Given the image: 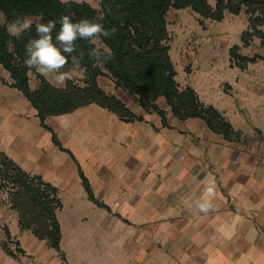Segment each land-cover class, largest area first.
<instances>
[{"label":"crops","instance_id":"obj_1","mask_svg":"<svg viewBox=\"0 0 264 264\" xmlns=\"http://www.w3.org/2000/svg\"><path fill=\"white\" fill-rule=\"evenodd\" d=\"M83 3L95 8L99 0ZM219 43L227 57L239 45ZM177 49L170 47L177 84L193 89L240 138L228 141L200 119L181 121L162 99L157 106L166 113L164 125L158 113L146 112L106 77L98 79L100 88L142 121H122L92 104L49 117L44 128L37 110L0 66V152L24 173L57 189L67 224L80 225L95 213L104 238L105 210L90 201L83 174L95 199L119 216L118 238L132 242L137 264H208L210 259L212 264H264V90L248 84L244 74V91L227 95L223 61L214 69L195 62L188 75ZM62 71L84 86V70ZM28 76L33 92L40 77L56 89L65 88L56 87L52 75L33 70ZM210 179L215 196L202 212L196 205L204 201ZM72 231L74 238L81 236L80 230Z\"/></svg>","mask_w":264,"mask_h":264},{"label":"trees","instance_id":"obj_2","mask_svg":"<svg viewBox=\"0 0 264 264\" xmlns=\"http://www.w3.org/2000/svg\"><path fill=\"white\" fill-rule=\"evenodd\" d=\"M99 0V8L87 3L62 4L61 0H0V12L5 23L0 26V66L10 75L12 87L19 90L37 110L44 128L49 117L67 115L88 105L96 104L115 114L125 122L142 121L126 105L113 95L107 94L98 85V79H111L117 89H122L146 112L158 113L167 124L166 113L159 109L157 101L164 98L173 116L181 121L200 119L208 128L231 141L242 136L235 132L229 122L213 107L205 106L195 91L189 87L181 88L176 82V71L169 51L166 17L170 9H190L198 16L200 26L206 21L222 22L225 14L239 15L244 8L249 16V29L264 26V0ZM253 7H258L255 14ZM63 15L73 22L89 19L101 23L106 29L115 27L116 33L110 38H101V46H107L112 59L103 64H94L87 52L94 46L89 41L78 39L77 51H84L82 70L85 73L84 86L67 80L64 89H56L44 78L37 91L29 84V70L24 66L25 46L36 38L35 25L59 20ZM28 16L33 24L30 31L21 36L10 35L7 23L17 17ZM60 28L57 23L53 30V40ZM248 32L242 34V40ZM237 47L230 50L231 56ZM66 68H72L70 58ZM63 70V69H62ZM56 144L58 141L54 138ZM59 145V144H58ZM84 188L91 202L103 208L81 174ZM0 178L13 185L11 202L20 215V225L27 221V227L39 238H47L52 247L60 251L61 231L57 212L62 202L56 188L45 183L40 177L24 173L5 154L0 152ZM1 188V186H0Z\"/></svg>","mask_w":264,"mask_h":264},{"label":"rangeland","instance_id":"obj_3","mask_svg":"<svg viewBox=\"0 0 264 264\" xmlns=\"http://www.w3.org/2000/svg\"><path fill=\"white\" fill-rule=\"evenodd\" d=\"M209 3L215 6L213 0H209ZM95 8L98 9L99 4ZM258 9L253 7L255 14H258ZM246 10L244 8L239 15L226 13L222 22L208 20L204 26H200L198 16L190 9H170L166 17L169 39L166 45L171 47L175 44L178 48V55L188 75L195 71V62L202 68L208 66L214 69L216 63L223 61L220 73L228 81L223 87L227 95L244 91V74L248 75V84H255L264 90V38L255 33L254 27L249 29ZM2 18L3 13L0 12V22ZM257 30L264 36V26ZM244 32H248V35L242 40ZM220 40L239 42V45H234L237 48L233 56L229 53L227 57L226 50L222 51ZM98 44L101 46L100 42ZM217 48V53H214ZM218 88L222 89V86ZM0 186V264H137L130 251L132 242L118 238L121 234L119 216L112 214L111 210L99 207L105 210L104 238L98 232L95 213L82 224L71 226L62 218L63 209L58 211L61 231L58 251L47 238H39L31 227H27V221L20 225V215L11 202L13 185L0 178ZM71 228L80 230L78 239L73 237Z\"/></svg>","mask_w":264,"mask_h":264},{"label":"clouds","instance_id":"obj_4","mask_svg":"<svg viewBox=\"0 0 264 264\" xmlns=\"http://www.w3.org/2000/svg\"><path fill=\"white\" fill-rule=\"evenodd\" d=\"M84 0H61L62 4L76 3L81 4ZM59 23L60 28L53 40V30ZM33 21L28 16L23 19L17 17L7 23V32L15 37L21 36L26 31H30ZM36 38L28 41L25 46L24 66L29 70L34 69L42 76H53L56 87L66 86V81L70 78L69 73L62 71L69 64V58L73 70H81L85 57L84 51H77L76 41L83 39L93 45L88 52V58L94 64H103L112 59L111 50L107 46H100L98 42L101 38L112 37L117 29L112 27L106 29L101 23L89 19H81L73 22L71 17L63 15L59 20H49L45 23L35 25ZM83 75V72L81 71ZM215 196V181L210 179L205 188V199L197 202L196 207L207 212L211 207L210 199ZM212 264V260L208 261Z\"/></svg>","mask_w":264,"mask_h":264}]
</instances>
